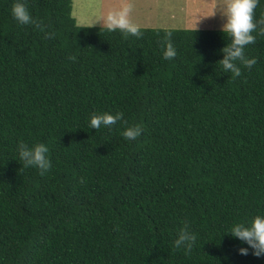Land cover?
Returning a JSON list of instances; mask_svg holds the SVG:
<instances>
[{
  "label": "trees",
  "instance_id": "trees-1",
  "mask_svg": "<svg viewBox=\"0 0 264 264\" xmlns=\"http://www.w3.org/2000/svg\"><path fill=\"white\" fill-rule=\"evenodd\" d=\"M14 2L0 0V264H264L226 233L264 215V0L239 76L221 30L137 38L77 25L72 0H23L40 27L20 25ZM103 112L121 119L89 129ZM21 143L46 144L49 170L25 167ZM185 226L188 250L173 244Z\"/></svg>",
  "mask_w": 264,
  "mask_h": 264
},
{
  "label": "clouds",
  "instance_id": "clouds-1",
  "mask_svg": "<svg viewBox=\"0 0 264 264\" xmlns=\"http://www.w3.org/2000/svg\"><path fill=\"white\" fill-rule=\"evenodd\" d=\"M257 4L258 0H225L222 5L220 11L223 17L221 31L227 34L229 43L221 50L222 58L219 62L226 73L231 72L234 76L240 75L241 69L235 63L236 61H240L247 67H251L257 62L255 57L246 58L244 53L245 46L255 41L253 31L257 28V22H254L253 13ZM131 8L130 3H123L118 9L108 11L102 19L104 28L109 32L119 30L125 35L139 38L142 35L139 26L129 19ZM11 15L20 25L40 27L23 0H15L11 7ZM195 27L194 24L193 30ZM162 55L166 60L177 55L170 39L166 41ZM121 115L119 112L94 113L89 119V129L109 127L120 120ZM140 134L141 128L135 125L126 127L121 132V135L128 140H134ZM48 152L49 148L44 143H34L30 147L21 143L18 146V156L24 166L35 167L40 170L41 174L51 167ZM226 233L236 238L241 245H246L238 247L239 254L248 255L251 251V254L256 257L264 256V215H255L249 222L234 223ZM195 239V235L185 226L179 229L173 244L176 248L183 247L188 250L192 247Z\"/></svg>",
  "mask_w": 264,
  "mask_h": 264
},
{
  "label": "rangeland",
  "instance_id": "rangeland-1",
  "mask_svg": "<svg viewBox=\"0 0 264 264\" xmlns=\"http://www.w3.org/2000/svg\"><path fill=\"white\" fill-rule=\"evenodd\" d=\"M224 2L225 0H72L71 15L79 26H103L102 19L108 11L118 9L123 3H130L132 8L129 19L139 28L193 29L195 24V29L221 30L223 17L220 11Z\"/></svg>",
  "mask_w": 264,
  "mask_h": 264
},
{
  "label": "bare ground",
  "instance_id": "bare-ground-1",
  "mask_svg": "<svg viewBox=\"0 0 264 264\" xmlns=\"http://www.w3.org/2000/svg\"><path fill=\"white\" fill-rule=\"evenodd\" d=\"M166 17V16H165Z\"/></svg>",
  "mask_w": 264,
  "mask_h": 264
}]
</instances>
